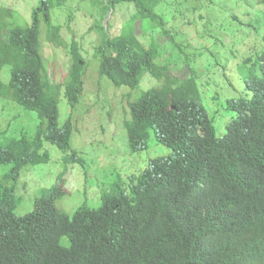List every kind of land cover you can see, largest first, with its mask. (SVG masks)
<instances>
[{"label":"trees","instance_id":"1","mask_svg":"<svg viewBox=\"0 0 264 264\" xmlns=\"http://www.w3.org/2000/svg\"><path fill=\"white\" fill-rule=\"evenodd\" d=\"M119 1L133 2L164 27L153 11L156 0H112ZM12 14L0 5V97L34 111L39 121L32 137L0 140V165L8 166L0 182V264H264V49L255 60L259 74L245 79L249 96L226 99L231 114L217 135L194 71L186 78L171 74L133 27L121 25L113 36L98 30L100 75L130 89L140 87L146 73L158 81L129 100L123 121L129 150H144L152 132L171 154L148 160L127 188L102 190L95 207L84 201L71 213L58 208L66 191L55 184L17 216V181L24 167L47 162L44 142L66 160L75 156L71 117L59 124L58 99L63 94L71 107L78 103L85 63L71 41L64 82L52 84L41 33L54 45L63 42L48 1L32 8L28 24L8 22Z\"/></svg>","mask_w":264,"mask_h":264},{"label":"rangeland","instance_id":"2","mask_svg":"<svg viewBox=\"0 0 264 264\" xmlns=\"http://www.w3.org/2000/svg\"><path fill=\"white\" fill-rule=\"evenodd\" d=\"M39 1L0 0V5L13 11L8 22L24 25L30 23L32 8ZM47 1L51 23L60 27L63 42L54 45L41 33L42 55L50 82L63 84L71 64V41L78 44L85 63L83 92L78 103L71 107L63 94L58 99L59 124L71 117L70 142L75 156L66 160L65 152L44 142L49 154L47 162L24 167L17 181L14 191L19 197L14 208L17 216L30 212L35 198L55 184L66 191L57 202L58 208L71 213L84 201L95 207L100 203L102 190L127 188L130 176L141 173L148 160L171 154L169 148L155 141L152 132L144 150H129L123 127V121L129 118V100L157 86L158 81L146 73L140 87L130 89L115 86L108 77L100 75L99 59L94 55L100 37L98 30L103 28L113 36L119 33L121 25L133 27L137 38L157 51L156 62L170 64L171 74L186 78L194 71L200 91L207 98H202V102L213 119L217 135L224 133L231 114L226 99L249 96L245 79L259 74L255 60L264 49V0H156L153 11L162 18L164 27L142 16L133 2ZM154 1L145 0V4ZM3 37L7 40V32ZM3 71L7 72L8 67ZM8 78L6 73L2 80ZM38 121L34 111L9 97H0L1 141L21 134L32 137ZM7 168L0 165V182Z\"/></svg>","mask_w":264,"mask_h":264}]
</instances>
